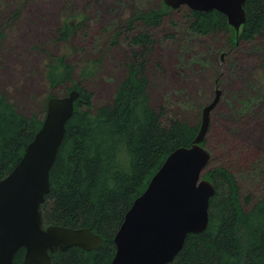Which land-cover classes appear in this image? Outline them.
Segmentation results:
<instances>
[{"label": "trees", "instance_id": "trees-1", "mask_svg": "<svg viewBox=\"0 0 264 264\" xmlns=\"http://www.w3.org/2000/svg\"><path fill=\"white\" fill-rule=\"evenodd\" d=\"M167 9L164 4L143 12L130 20L129 27L135 19L148 26L159 25ZM244 9L246 21L238 34L227 16L217 10L190 9L191 29L201 34L231 31L233 44L253 39L264 32V0H246ZM75 27L73 17L65 18L58 39L68 41ZM130 41L134 50L127 75L112 102L97 108L93 92L74 80L75 66L67 56L52 55L46 66L51 88L71 83L69 90L78 89L80 96L51 170L50 191L41 205L44 226L88 227L104 240L94 250L78 246L58 250L51 254L52 264H111L115 234L134 199L146 189L166 157L177 147L190 145L198 133L199 125L179 116L164 122V109L151 104L149 70L154 38L141 31ZM97 68L96 62H88L80 75L88 78ZM44 117L24 114L0 91V179L19 162ZM263 129L264 124L260 129L264 134ZM203 177L216 186L210 200L209 227L189 234L169 264H264V195L255 202L250 196L243 201L236 177L223 165H208ZM24 254L25 249L20 248L15 264H22Z\"/></svg>", "mask_w": 264, "mask_h": 264}, {"label": "rangeland", "instance_id": "rangeland-1", "mask_svg": "<svg viewBox=\"0 0 264 264\" xmlns=\"http://www.w3.org/2000/svg\"><path fill=\"white\" fill-rule=\"evenodd\" d=\"M163 6V0H0V91L24 114L45 116L48 99L72 86L48 84L46 66L61 54L75 66L74 80L93 92L94 107L109 104L133 59L132 35L148 32L155 40L151 104L164 109V122L179 116L200 126L219 87L205 142L209 167L229 169L243 201L255 202L264 195V32L234 44L231 31L196 33L186 5L168 7L159 25L135 19L129 27L139 14ZM68 17L77 27L61 41L57 31ZM88 62H96L97 72L83 79Z\"/></svg>", "mask_w": 264, "mask_h": 264}, {"label": "water", "instance_id": "water-1", "mask_svg": "<svg viewBox=\"0 0 264 264\" xmlns=\"http://www.w3.org/2000/svg\"><path fill=\"white\" fill-rule=\"evenodd\" d=\"M170 8L183 5L201 12L217 10L237 33L246 21V0H163ZM78 89L52 96L41 128L12 170L0 179V264H15L20 248L22 264H52V255L78 246L98 249L103 237L88 227L44 226L41 205L51 186V170L74 115ZM222 97L215 94L202 109L198 133L188 146H179L164 160L146 189L137 196L115 234L111 264H169L191 233L209 227L210 200L215 184L203 177L211 160L204 145L211 114Z\"/></svg>", "mask_w": 264, "mask_h": 264}, {"label": "flooded vegetation", "instance_id": "flooded-vegetation-1", "mask_svg": "<svg viewBox=\"0 0 264 264\" xmlns=\"http://www.w3.org/2000/svg\"><path fill=\"white\" fill-rule=\"evenodd\" d=\"M236 31V30H235ZM237 33V32H236ZM238 34V33H237Z\"/></svg>", "mask_w": 264, "mask_h": 264}, {"label": "bare ground", "instance_id": "bare-ground-1", "mask_svg": "<svg viewBox=\"0 0 264 264\" xmlns=\"http://www.w3.org/2000/svg\"><path fill=\"white\" fill-rule=\"evenodd\" d=\"M70 120V119H69Z\"/></svg>", "mask_w": 264, "mask_h": 264}]
</instances>
